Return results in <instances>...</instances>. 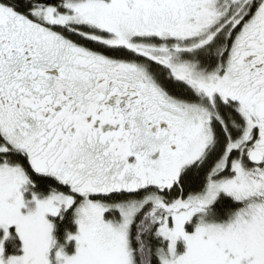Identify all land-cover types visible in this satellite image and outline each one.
<instances>
[{"label":"snow or ice","instance_id":"snow-or-ice-1","mask_svg":"<svg viewBox=\"0 0 264 264\" xmlns=\"http://www.w3.org/2000/svg\"><path fill=\"white\" fill-rule=\"evenodd\" d=\"M0 264H264V0H0Z\"/></svg>","mask_w":264,"mask_h":264}]
</instances>
